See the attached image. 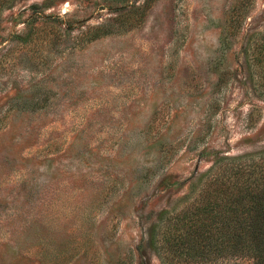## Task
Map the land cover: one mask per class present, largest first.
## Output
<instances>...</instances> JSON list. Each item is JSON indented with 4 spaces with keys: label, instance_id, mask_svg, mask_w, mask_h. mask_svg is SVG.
Segmentation results:
<instances>
[{
    "label": "rangeland",
    "instance_id": "374dc122",
    "mask_svg": "<svg viewBox=\"0 0 264 264\" xmlns=\"http://www.w3.org/2000/svg\"><path fill=\"white\" fill-rule=\"evenodd\" d=\"M263 55L264 0L3 8L0 264H167L163 212L264 153Z\"/></svg>",
    "mask_w": 264,
    "mask_h": 264
},
{
    "label": "trees",
    "instance_id": "16d2710c",
    "mask_svg": "<svg viewBox=\"0 0 264 264\" xmlns=\"http://www.w3.org/2000/svg\"><path fill=\"white\" fill-rule=\"evenodd\" d=\"M12 1L0 0V12ZM164 214L153 245L165 263L264 264V153L230 161L211 173L193 202Z\"/></svg>",
    "mask_w": 264,
    "mask_h": 264
}]
</instances>
